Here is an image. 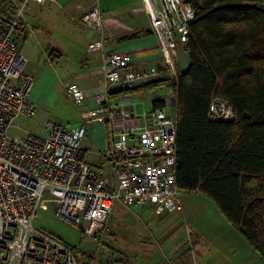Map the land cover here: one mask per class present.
I'll return each mask as SVG.
<instances>
[{"label": "built area", "instance_id": "2783aa9c", "mask_svg": "<svg viewBox=\"0 0 264 264\" xmlns=\"http://www.w3.org/2000/svg\"><path fill=\"white\" fill-rule=\"evenodd\" d=\"M32 1L58 6L60 2ZM93 1L81 21L99 28L101 11L98 0ZM27 2L11 17L0 13V264H79L70 246L33 226L44 192L55 198V216L90 236H102L115 202L123 207L147 205L155 215L180 209L183 191L174 184L176 90L170 89L165 106L146 114L144 125L120 122L111 128L104 152L110 163L107 169L79 159L86 125L113 119L115 111L127 114L108 103L109 86L131 89L157 75L154 67L129 69L126 52L112 51L102 57L104 91L94 97L92 108H84L85 94L76 84H63L73 104L82 108V123L69 126L47 121L40 135L28 132L22 138L11 137L8 130L16 119L31 118L36 108L29 97L34 77L25 73V59L13 37L19 25H27L22 16ZM141 4L165 70L176 80V41L186 43L195 9L185 0H141ZM259 8L264 14V0ZM27 33L31 34L30 27ZM100 49L102 41L87 46L89 52ZM208 118L230 121L233 110L213 98Z\"/></svg>", "mask_w": 264, "mask_h": 264}, {"label": "trees", "instance_id": "16d2710c", "mask_svg": "<svg viewBox=\"0 0 264 264\" xmlns=\"http://www.w3.org/2000/svg\"><path fill=\"white\" fill-rule=\"evenodd\" d=\"M185 1L196 12L183 45L188 66L174 82L168 79L143 88L176 90L175 186L209 198L264 261V14L260 0ZM8 2L0 0V13L11 17L16 7L10 3L11 9H6ZM21 33L25 35V29L17 27L15 42ZM213 98L232 108V120L208 118ZM163 106L161 98L152 101V110Z\"/></svg>", "mask_w": 264, "mask_h": 264}, {"label": "rangeland", "instance_id": "374dc122", "mask_svg": "<svg viewBox=\"0 0 264 264\" xmlns=\"http://www.w3.org/2000/svg\"><path fill=\"white\" fill-rule=\"evenodd\" d=\"M9 1L19 8L25 0ZM104 1H107L105 5L107 11L103 9L102 11L109 14L108 6L116 0ZM10 3L4 7L11 9ZM136 4L142 5L140 0ZM49 5L36 4L28 0L22 12L23 20L29 21L34 14L42 10L39 20L46 25ZM88 27L85 29H91ZM78 28L81 27L74 28L73 35L63 36L64 45L70 47L67 50L74 53L81 51V31ZM182 47V44L176 41L177 67L184 57ZM73 67L75 70L76 65ZM176 71L178 75V69ZM168 79L173 82L175 80ZM63 84L64 82L61 85L62 89ZM55 90L58 91L57 88ZM168 90L163 86L151 92L155 93L156 99L167 100ZM51 97L54 98L52 95ZM52 98L47 100L43 108L45 112L58 106L57 113L53 114L61 120H69L62 124L74 125L72 120L77 119L76 113L81 108L76 107L71 98L64 94L59 97V103L55 104L57 101ZM150 99L151 94L148 93L144 99L148 101L147 110L150 109ZM137 109L141 111L142 104H138ZM102 126L106 131V127ZM41 129L38 117H19L8 130V134L11 137L22 138L28 132L40 135ZM93 140L94 138L86 133L81 146L90 144ZM94 157L91 155L90 160L96 161ZM102 168L107 169V164L104 163ZM55 205L54 196L44 192L36 210L33 226L70 246L79 264H114V261L118 264H264L250 243L220 214L215 204L196 192L181 193L180 209L158 218L147 205L139 207L131 205L130 208L134 210H130L115 202L110 212L112 217H108L106 229L101 237L85 235L78 228L55 216Z\"/></svg>", "mask_w": 264, "mask_h": 264}, {"label": "crops", "instance_id": "0c3cea01", "mask_svg": "<svg viewBox=\"0 0 264 264\" xmlns=\"http://www.w3.org/2000/svg\"><path fill=\"white\" fill-rule=\"evenodd\" d=\"M137 2L139 0L112 1L108 6V14V12L104 13L102 11V9L107 11L105 9L107 1L98 0L101 11L100 26L99 28L89 26L88 28L91 29L86 30L85 27L87 25L82 23L81 17L94 4V1L60 0L59 6L54 4H52V7L51 4L48 6L46 25L39 20L42 14V10H40L29 21L24 20L27 23L26 27H24L26 34L21 33L17 36L18 50L25 59L24 71L34 77L29 97L36 108L35 114L31 118L38 117L41 130H43V125L47 121L60 124L69 121L61 120V118L53 114L57 113L56 109L58 106L52 107L48 112L43 109L47 100L52 98L51 95L53 97L56 95L52 98L53 100L56 99L57 102L55 104L59 103V97L62 94L67 98L69 97L61 87L63 82L76 84L85 94L84 108L90 109L93 107L94 97L104 91L103 78L100 71V63L104 55L112 51H123L130 56L129 69L146 70L152 67L156 68L157 75L153 78L139 81L135 86L137 87L135 90L123 92L117 85L109 86L108 93L110 98H108V103L110 105L117 104L127 114L121 116L118 111H115L113 119L111 117L110 120L104 122H92L86 125L84 135L87 133L94 140L90 144L82 145L80 158L92 166L95 165V167H102L104 163L108 167L110 165L108 159L104 156V152L110 142L109 134L111 128H115L120 122L125 125H144L147 121L146 114L149 115L152 110V101L155 99V93L151 92L153 90L144 89L143 86L153 82H162L169 78L158 50L157 39L150 28L148 16L141 9V6L136 4ZM14 5L17 7L16 4ZM76 26L81 27L78 28L81 31L80 53L67 50L70 47L64 45L63 36L69 37L73 35ZM29 27L31 34L27 33ZM94 41H102V49L87 51V45ZM183 52H185L183 53L184 57L181 64L179 63V67H177L179 72L184 71L188 66L187 51L183 49ZM70 54L73 55L70 56ZM74 65H76L75 70H73ZM55 88H57V92ZM170 89L168 90L169 94ZM148 93L151 94V99L150 109L147 110L148 101H144V99ZM138 104H142L143 109L141 111L137 109ZM81 109L76 113L77 119L72 120L74 125H79L82 121ZM102 125L106 127V131L103 130ZM91 155L95 156L96 161L90 160ZM137 210L139 209L137 208ZM110 215L111 213L109 218L112 217ZM155 216L158 218L162 215Z\"/></svg>", "mask_w": 264, "mask_h": 264}]
</instances>
